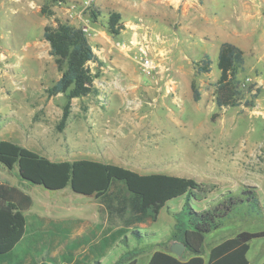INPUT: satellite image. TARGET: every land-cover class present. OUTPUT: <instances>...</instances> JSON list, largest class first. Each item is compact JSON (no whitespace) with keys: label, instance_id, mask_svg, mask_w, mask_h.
<instances>
[{"label":"rangeland","instance_id":"obj_1","mask_svg":"<svg viewBox=\"0 0 264 264\" xmlns=\"http://www.w3.org/2000/svg\"><path fill=\"white\" fill-rule=\"evenodd\" d=\"M83 1L0 0V140L12 141L51 161L100 157L103 147L86 124L90 108H99V112L106 111L99 118L103 123L99 133L106 134L105 126L120 130L106 135H114L111 141L117 142V163L135 172L194 179L208 192L207 199L194 203V208H206L227 191L256 188L261 218L237 216L208 234L204 257L214 244L239 231L264 230V0H135L138 8L122 19L131 20L135 27L118 36L107 31V15L117 12V7L107 5V0H94L84 7ZM44 5L52 16L41 14ZM92 12L96 13L94 19ZM55 20L81 28L98 52L97 58L104 60L88 63L90 71L98 75L94 81L104 83L108 90L121 86L101 101L97 98L100 85L93 83L90 95L71 101L62 131L57 125L66 99L62 94L48 97L46 93L60 77L43 38V28L54 25ZM223 42L243 49L245 63L237 75L241 105L220 110L215 103V83ZM142 46L149 47L156 64L150 73L142 72L138 64ZM205 56L211 61L210 73L195 75L194 62ZM129 63L146 89L122 92L131 79L123 78L127 72L116 65ZM192 82L199 93L196 102ZM0 184L22 188L41 199L52 200L61 192L23 181L17 167L7 170L0 166ZM63 192L89 199L68 187ZM69 201L68 196V207ZM53 206L52 201L39 202L27 217L35 211L57 215ZM182 206V198L168 201L155 222L136 228L150 236L136 240L128 235V247L117 244L102 264H126L133 258L136 264H144L148 252L169 249L175 214ZM247 259L250 264L264 260V237L250 242Z\"/></svg>","mask_w":264,"mask_h":264},{"label":"trees","instance_id":"obj_2","mask_svg":"<svg viewBox=\"0 0 264 264\" xmlns=\"http://www.w3.org/2000/svg\"><path fill=\"white\" fill-rule=\"evenodd\" d=\"M42 15L52 16L47 6L40 8ZM91 17L96 18L92 12ZM125 29L117 12L107 15V31L118 36ZM43 38L49 44L50 56L60 72L59 79L46 90L48 97L64 95L57 129L62 131L71 113V101L93 92L97 73H92L88 63L100 64L87 36L79 27L55 20L54 25L43 28ZM244 52L238 46L223 42L219 46L217 68L219 77L215 83V103L218 109L238 107L242 103V90L237 75L243 70ZM195 75L210 73L211 61L205 56L194 62ZM253 85L248 88L252 91ZM192 97L196 102L199 93L191 83ZM246 105H249L246 102ZM0 166L7 170L17 167L19 177L32 185L49 191L69 187L75 194L93 196L99 203V214L107 225L95 226L86 234L70 239L71 229L78 222L53 225L37 218L28 224L24 212L32 204L29 195L14 186L0 184V264H39L42 256L48 264L98 263V259L115 244L128 247V235L141 240L151 234H142L136 228L157 220L166 203L183 199L180 212L175 214L176 224L171 242L185 246L188 259L183 260L157 250L147 264H250L247 253L253 239L264 237L262 231H239L209 248L204 257L205 238L237 216H262V207L253 186H244L238 192L227 191L211 200L206 208H194V203L207 199V189L194 179L164 173L140 175L114 164L92 160L51 161L9 140H0ZM100 231L98 243L89 242ZM54 234L56 237H54ZM60 240H59V236ZM89 245L90 252L85 248ZM136 249V248H135ZM135 258L126 264H136ZM264 264V261L261 263Z\"/></svg>","mask_w":264,"mask_h":264},{"label":"crops","instance_id":"obj_3","mask_svg":"<svg viewBox=\"0 0 264 264\" xmlns=\"http://www.w3.org/2000/svg\"><path fill=\"white\" fill-rule=\"evenodd\" d=\"M143 2H146V1L143 0ZM106 4L116 6L117 7V13H119L121 15L122 19L124 17L125 18L130 17V15H128L130 12L129 10H133V9L138 8L135 0H133V1L132 0H107ZM122 21L124 22L125 29L135 27V25L132 23L131 20H128V21L122 20ZM96 53H98V52H96ZM244 57H245V53H244ZM98 58L100 61H104L100 57H98ZM116 66L121 68L122 71L127 72V74H125L123 78H130L131 79L129 86L123 87L122 92L126 93V91H128V93H129V90L135 91L137 89H146L145 86L141 85L140 76H137L135 74V71H133V72L130 71L132 68V65L130 63L126 64V65H118L117 64ZM94 84H95V87H98V88L100 85L99 89L101 91H100L99 95L97 96V98H98V100H101V101H103L102 99L108 100L110 98V96L112 94V93H110V91L111 92L114 90L118 91L121 88L120 85H114V86H110L109 87L110 90H108V88L106 86H104V83L102 84V82L100 83V82L94 81ZM116 86H120V88H116ZM100 105L104 106V103L101 102ZM105 112L106 111H102V110L99 112V108H94V107L90 108V112L87 116V123L86 124L88 125V128L91 129L92 136H93L94 140L100 141V146H102L103 148H102V154L100 155V157L98 156L99 158L98 157H91L87 160H92V161H96V162H100V163H104V164H114L117 166H122L119 163H117V161H119V151H118L117 142H116V140H114L116 143L115 144L114 142L111 141V139L114 137V135L112 137H109V134H112V133L116 134L120 130L118 128L115 129L113 127H109V126L106 127L105 126V128H108L105 132L106 134L99 133L101 131L102 126H103V123H102V121H99V118H103L105 116ZM109 131H110V133L108 134V137H106V135ZM106 142L111 143L110 145H108L110 147L104 146V143H106ZM113 143H114V145H113ZM83 158H87V157H83ZM75 160H82V159L58 160V161H75ZM136 173H138L140 175L153 174V173H143V172H136ZM165 174H167V173H165ZM17 188L20 189L21 191H23L25 194L29 195L32 199V204H31L30 208L24 212V215L26 217L28 215L27 213L30 212V210L32 211V208L34 207V205L38 204L39 202L45 204L46 202L52 201L54 204L53 211L56 213L58 212L57 215L51 216L50 214L47 215V214L40 213V212L33 210V211H35V212H33L34 214H32V216H30V217H27L28 224L29 223L35 224L37 222V220H36L37 218L46 219L45 223L50 224L52 222L54 226L59 225V224H65L66 222H70L71 224L78 222L77 225L75 226V228L71 229V231H70L71 232V234H70L71 240L75 236H81L83 234H86V237L88 238L89 232L91 230H93L95 228V226L101 225L102 227H104L107 225L106 218H104L103 216H101L99 214V203L97 202V200L93 196L88 197L89 199H87V200L77 199V198L73 197L71 194L63 192L67 188L66 187L62 190H59L61 192H59L58 196H56L52 200L51 199H41L39 197L34 198L33 196H31V194L28 193V191H25L22 188H19V187H17ZM70 191H71V189H70ZM68 196L70 197L69 207L67 206ZM85 197H87V196H85ZM74 200L77 202L76 204L73 203ZM95 217H96V219H95ZM142 226H144V225H142ZM100 231H101V229L99 230V232L97 233L95 238H93L89 242L98 243L100 240V238H99ZM58 236H59V240H60L61 235H58ZM54 237H56L55 234H54ZM117 244H120V243H117ZM117 244H115L114 247ZM157 250L166 252L168 249H158L157 248V249H153L151 252H148V255L143 256V257H145V263L144 264H147L150 256L153 254L154 251H157ZM84 251H86L87 253L90 252L89 245H87V247L85 248ZM110 251L111 250L107 251V253L105 255L100 257L98 259L97 264H102V261L104 260V258L108 254H110ZM168 251H169V253H171L170 250H168ZM188 257L189 256H188L187 252H185L182 255L181 259L186 260V259H188ZM36 260L39 264H48L47 262L44 261V258L42 256L37 257ZM263 261H261L260 264ZM87 264H93V262H90Z\"/></svg>","mask_w":264,"mask_h":264},{"label":"built area","instance_id":"obj_4","mask_svg":"<svg viewBox=\"0 0 264 264\" xmlns=\"http://www.w3.org/2000/svg\"><path fill=\"white\" fill-rule=\"evenodd\" d=\"M93 2L94 0H84L83 5L84 7H89ZM138 64L141 68V71L144 73H150L154 69H156V64L151 57V52L148 46H142L139 48ZM168 86L169 87L167 88L170 91L172 88L170 87V85Z\"/></svg>","mask_w":264,"mask_h":264},{"label":"water","instance_id":"obj_5","mask_svg":"<svg viewBox=\"0 0 264 264\" xmlns=\"http://www.w3.org/2000/svg\"><path fill=\"white\" fill-rule=\"evenodd\" d=\"M169 250L177 258H181L185 251V246L180 242H172L169 247Z\"/></svg>","mask_w":264,"mask_h":264}]
</instances>
